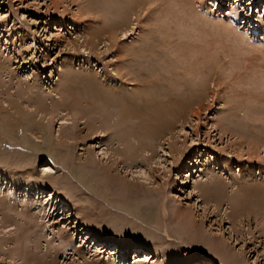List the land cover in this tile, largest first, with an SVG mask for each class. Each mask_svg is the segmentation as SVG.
<instances>
[{"label":"rangeland","instance_id":"obj_1","mask_svg":"<svg viewBox=\"0 0 264 264\" xmlns=\"http://www.w3.org/2000/svg\"><path fill=\"white\" fill-rule=\"evenodd\" d=\"M97 1L0 0V264H264V0H150L126 36L109 32L117 18ZM62 66L89 92L88 119L112 128L59 114L44 131L26 121L13 132L8 94L33 83L57 98ZM104 91L135 103L136 118L98 106ZM167 92L171 126L146 136ZM123 137L135 157L120 152ZM43 172L57 183L38 195ZM189 219L235 261L198 244Z\"/></svg>","mask_w":264,"mask_h":264},{"label":"bare ground","instance_id":"obj_2","mask_svg":"<svg viewBox=\"0 0 264 264\" xmlns=\"http://www.w3.org/2000/svg\"><path fill=\"white\" fill-rule=\"evenodd\" d=\"M149 1L150 0H98L97 3L100 4V7H101L100 11L105 12L108 15L112 14L113 15L112 18H114L115 16H116L115 18H117L116 22H112L111 21L112 23H110L111 24L110 27H109V25H110L109 22L110 21L108 23L106 22L108 24V26L106 28L109 27V32L114 34V35H116L117 32H119V33L123 34L124 36H126L128 34L130 35L131 33H134L133 28H135L136 26L138 27L137 20H139L141 12L144 11L143 7L145 5H147ZM178 1H180V0H178ZM182 1H180V2H182ZM94 4H96V3H94ZM97 7H98V5H97ZM194 13L196 14L197 12H194ZM105 29H103V30H105ZM106 31H107V29H106ZM241 36H242V38L244 37L243 35H240L239 37H241ZM242 38H241V40H242ZM88 39H89V37H88ZM91 39H90V41H91ZM243 39H245V38H243ZM237 41H240V40L237 39ZM243 43L244 42H241V44H243ZM1 68L3 69L4 67L0 65V72H2ZM4 69H6V67ZM59 75H61L59 77V79H58L59 83L57 82L58 86L55 87L57 89L56 91H58V97L57 98H51L49 100V102H47L46 98L42 97L41 94H38L37 92H33V87H35L33 83L29 84L28 86L25 85L26 87H24V89L18 94L19 95L18 99L14 98V96H15L14 93H9L8 94L9 98H13L14 99V101H13V99H11V100L9 99V103H8L9 106L14 109V114L11 115V116H13L12 119H11L12 121L10 120L11 122H13V125L10 126L11 122L9 121L10 122L9 123V127L11 128V130L13 132H15L16 131L15 128H16L17 125L18 126H23L24 123L27 121L28 123H31L34 128L39 126L38 129H41V131H44L46 129V123L43 124L42 120L46 119V122L51 121L55 116H57L59 114L63 115V116L60 117V119L63 121V123L69 117L72 118L71 116L76 117L75 118L76 120L77 119L80 120V119H84L85 118V125L88 127V129H91L93 131L92 133H95V132L101 133L102 132L101 129L105 130V129L112 128V126H110L111 125L110 122H108V123H110L108 125V127H105V125H103V122L100 119L96 120L94 118L91 121L88 119L89 114H87V113L89 111L86 110L87 111L86 112L84 110V108H83V100L80 97L81 94L82 95L87 94L88 91H87V89L85 90V89H80V88L78 89V88H75L73 86L71 87V81H69L70 80L69 79L70 72L66 73V67L65 66L61 67V71L59 72ZM196 80H197V78H196ZM102 92H103V90H102ZM143 92L147 93V95H148V91L147 90L143 91ZM152 96H153V94H152ZM91 97H94V100L98 102V106H100L102 109H104L105 108L104 106H106L108 104L117 106L118 111H119L118 112L119 121H123L127 117L128 118L131 117L130 119L136 118V111H138V110H137V106L133 105L135 103L131 104L129 107H126L121 96L111 94V92L110 93H108V92L106 93L105 92V93H103L101 95H100V93H96L95 96H91ZM159 97H160L159 99H157V97H156V99H157L156 102L158 100H159V102L156 104V106H153L154 108L151 110V114H152L151 118L148 119V121L145 122L143 124V127H142V131H143L142 133L145 134L146 136H149V137L154 136L159 131H166L167 132L168 131V127L171 126L169 118H172L173 115H175V114H172L174 111H172V113L168 112V92L167 93H162V95L159 94ZM148 99H149V97H148ZM151 100H153V99H151ZM23 105L28 107L30 109V111H33L34 112V116H31V117L28 118V116L31 113H29V111L24 110V107H19V106H23ZM86 105L87 104H85V106ZM173 108H175V107H173ZM89 109H91V108L89 107ZM149 109H151V108H149ZM145 110L148 111V109H146V108L144 109V111ZM92 111L93 110H91V112ZM91 114H93V113H90V115ZM94 115H96V114H94ZM65 116H66V118H64ZM37 117H39V118H37ZM99 118H100V115H99ZM106 120H108V119L104 118V122ZM97 123H98V125H97ZM7 124H8V122H7ZM180 130H182V127L180 128ZM119 133H122V131H118V134ZM125 133L126 132H124V134ZM132 134H133V131H132ZM138 134H140V133H138ZM134 136H136V135H134ZM139 136H141V135H139ZM128 137H130V135H128ZM168 138H171V137H168ZM55 139L60 144H63L65 147L67 146L68 142L70 141L69 140V135H67L64 131H60L58 133V135L55 136ZM128 139H127V137L126 138H124V137L122 138V144H123L124 147H126V149L122 148L125 151L122 150L120 152L122 153V155H124V156H126L128 158H133V157H135V154H134L135 151H134V148L131 145V143H129ZM169 146L172 147V144H169ZM174 146L175 145H173L172 148H174ZM52 148H53L52 147V142L49 141L48 149H47L48 151L46 153L50 157V159H53L55 161L56 157L54 155V152H53ZM84 160L86 161V159H84ZM87 164H89V163H87ZM48 170L53 172L51 170V167H48ZM46 174H47L46 172H43V174L40 177V179H43V181L40 180V182L36 183L37 185H39V188H37V194L38 195H40V194L43 195L44 193L46 194L47 188H50L51 186H53V185H55L57 183V180L53 179L54 176H45ZM43 175L46 178H44ZM65 186H66V184H65ZM247 188H249V187H247ZM55 189H57V188H55ZM245 190H247V189H245ZM209 191L210 190L206 191V193H208ZM260 192H261V190H260ZM243 193H244V191H242L241 194H238L233 199L234 200V207H236L237 210L238 209L240 210L242 208V206H243L242 202L245 199V193L244 194ZM54 194H56L55 190H54ZM49 197L52 200V197L51 196H49ZM213 197H214V195H213ZM26 203L27 202H25L24 205H26ZM259 204L261 206H263V204H264L263 203V199H261L260 197H259ZM51 205H52V202H51ZM184 216H186V215H184ZM180 218H182V217H180ZM185 218H189V217L186 216ZM181 223H182V221H181ZM186 226L188 228L187 231H189L191 229L190 232H192L191 234L193 235V237L195 238L197 243L199 241L203 242L205 244V246L208 247V250L210 251L211 254L222 257L223 261H230V260H231V262L235 261L229 253H226L227 249L225 248L226 251L224 249V244L225 243H223L220 240H216L215 241V240H212V239H207L202 234V232L199 231V229H196V227L194 226V222L192 220H190V219H189V221H186V224H185V226H183V228L186 227ZM87 227L90 228L89 226H87ZM61 237H63V234H61ZM69 246L70 245H69L67 240H62V241H59V243L57 245H55L54 248H55V250L57 249V250L65 251L66 247H69ZM44 262L45 261H43L41 257L36 260L37 264H44ZM114 263L115 262L113 261V259H108L107 261L102 262V264H114ZM84 264H99V263L94 261V260H91V261L84 262ZM239 264H244V262L240 261Z\"/></svg>","mask_w":264,"mask_h":264}]
</instances>
